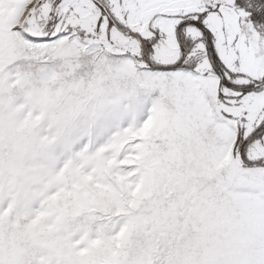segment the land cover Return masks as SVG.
<instances>
[{
  "label": "snow or ice",
  "instance_id": "1",
  "mask_svg": "<svg viewBox=\"0 0 264 264\" xmlns=\"http://www.w3.org/2000/svg\"><path fill=\"white\" fill-rule=\"evenodd\" d=\"M0 264H264V0H0Z\"/></svg>",
  "mask_w": 264,
  "mask_h": 264
}]
</instances>
